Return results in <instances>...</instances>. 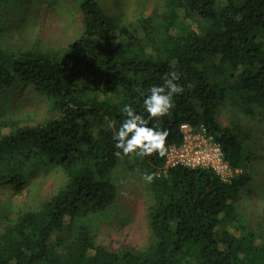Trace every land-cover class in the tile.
I'll use <instances>...</instances> for the list:
<instances>
[{"label":"trees","instance_id":"1","mask_svg":"<svg viewBox=\"0 0 264 264\" xmlns=\"http://www.w3.org/2000/svg\"><path fill=\"white\" fill-rule=\"evenodd\" d=\"M2 0H0L1 4ZM81 35L60 56L0 50V91L28 84L51 103L43 126L0 123V160L28 153L45 156L67 182L35 213H21L0 236V264H264V240L243 225L235 235L234 204L251 181L245 136L215 119L227 96L246 113L264 109V0H175L164 19L168 34L152 47L113 45L114 23L95 0H81ZM193 22L189 24L188 22ZM175 71L184 91L170 114L149 127L166 129L165 147L178 145L179 126L202 125L224 159L242 173L223 184L210 171L177 167L162 172L164 157L117 156L112 133L138 113L142 95ZM120 159L156 173L149 184L150 245L112 252L84 231L62 248L60 230L83 210L103 212L115 201L108 174Z\"/></svg>","mask_w":264,"mask_h":264},{"label":"rangeland","instance_id":"2","mask_svg":"<svg viewBox=\"0 0 264 264\" xmlns=\"http://www.w3.org/2000/svg\"><path fill=\"white\" fill-rule=\"evenodd\" d=\"M81 0H2L0 50L4 53H42L60 56L82 33ZM115 25L113 45L126 52L131 47H152L151 41L168 34L164 20L175 0H95ZM193 24V22H188ZM252 113L227 96L218 105L215 119L220 128L237 126L245 136L247 174L251 181L237 198V218L229 227L235 235L243 225L264 240V109L251 105ZM50 101L31 85L20 84L0 91V123L10 127L43 126L54 119ZM145 170L129 159H120L108 174L115 201L103 212L83 210L59 232L62 248L82 231L95 245L112 252L143 251L150 245L148 209L154 204ZM67 182L60 168L45 156L26 152L0 160V236L21 213L38 212Z\"/></svg>","mask_w":264,"mask_h":264},{"label":"clouds","instance_id":"3","mask_svg":"<svg viewBox=\"0 0 264 264\" xmlns=\"http://www.w3.org/2000/svg\"><path fill=\"white\" fill-rule=\"evenodd\" d=\"M180 75L171 71L165 74L163 83L152 85L146 94L142 95L138 113L132 105H124L121 109L125 116L119 128L113 131L112 139L117 156L134 155L139 158L151 157L153 154L164 157L167 153L165 140L168 136L166 129L149 127V122L159 121L170 114L175 106L174 96L183 93L184 88L177 83ZM157 178L156 173L144 172L141 179L151 184Z\"/></svg>","mask_w":264,"mask_h":264},{"label":"built area","instance_id":"4","mask_svg":"<svg viewBox=\"0 0 264 264\" xmlns=\"http://www.w3.org/2000/svg\"><path fill=\"white\" fill-rule=\"evenodd\" d=\"M179 133L180 143L167 149L163 173L177 167L206 170L212 172L223 184H229L242 173L241 169L233 168L225 161L221 146L202 125L192 127L189 124H181Z\"/></svg>","mask_w":264,"mask_h":264}]
</instances>
